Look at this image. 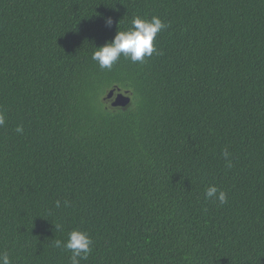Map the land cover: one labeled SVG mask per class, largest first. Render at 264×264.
<instances>
[{"label": "trees", "instance_id": "trees-1", "mask_svg": "<svg viewBox=\"0 0 264 264\" xmlns=\"http://www.w3.org/2000/svg\"><path fill=\"white\" fill-rule=\"evenodd\" d=\"M136 15L156 50L101 69ZM0 112L11 264H70L74 229L81 264H264V0H0Z\"/></svg>", "mask_w": 264, "mask_h": 264}, {"label": "clouds", "instance_id": "clouds-1", "mask_svg": "<svg viewBox=\"0 0 264 264\" xmlns=\"http://www.w3.org/2000/svg\"><path fill=\"white\" fill-rule=\"evenodd\" d=\"M105 23L111 26L113 19L111 17L105 18ZM167 25L159 16H152L150 19L136 15L130 22V27L124 30H118L117 34L112 40L102 46L96 47L93 52L92 59L96 61L101 69L111 70L118 59L123 56L130 59L133 63H143L145 57H150L156 50L154 41L157 34L165 29ZM5 114L0 112V126L5 123ZM17 133H22V126L16 128ZM223 156L228 161L230 153L225 150ZM206 200L218 201L223 205L227 202V194L225 191L218 189L215 185L207 187L205 193ZM65 206L68 202L65 201ZM56 206L60 207L61 202L56 201ZM60 225H55L57 230ZM53 245L62 250L71 252L70 264H81L82 260H86L92 251L93 240L91 236L82 230L74 229L68 233L66 241L55 239L52 241ZM0 264H11V260L7 253L0 254Z\"/></svg>", "mask_w": 264, "mask_h": 264}, {"label": "water", "instance_id": "water-1", "mask_svg": "<svg viewBox=\"0 0 264 264\" xmlns=\"http://www.w3.org/2000/svg\"><path fill=\"white\" fill-rule=\"evenodd\" d=\"M105 99L113 100L111 105L114 107H125L131 102L132 97L129 91H123L120 88H113L107 93Z\"/></svg>", "mask_w": 264, "mask_h": 264}, {"label": "rangeland", "instance_id": "rangeland-1", "mask_svg": "<svg viewBox=\"0 0 264 264\" xmlns=\"http://www.w3.org/2000/svg\"><path fill=\"white\" fill-rule=\"evenodd\" d=\"M113 100H109V103L111 104Z\"/></svg>", "mask_w": 264, "mask_h": 264}, {"label": "bare ground", "instance_id": "bare-ground-1", "mask_svg": "<svg viewBox=\"0 0 264 264\" xmlns=\"http://www.w3.org/2000/svg\"><path fill=\"white\" fill-rule=\"evenodd\" d=\"M113 87V86H112Z\"/></svg>", "mask_w": 264, "mask_h": 264}]
</instances>
